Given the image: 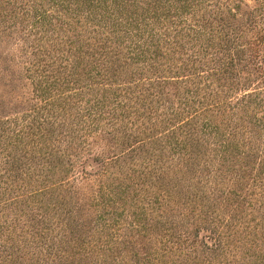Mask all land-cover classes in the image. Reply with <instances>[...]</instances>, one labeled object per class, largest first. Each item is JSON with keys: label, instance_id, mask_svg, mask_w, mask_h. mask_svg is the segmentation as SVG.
Masks as SVG:
<instances>
[{"label": "trees", "instance_id": "trees-1", "mask_svg": "<svg viewBox=\"0 0 264 264\" xmlns=\"http://www.w3.org/2000/svg\"><path fill=\"white\" fill-rule=\"evenodd\" d=\"M263 53L264 0H0V264H264Z\"/></svg>", "mask_w": 264, "mask_h": 264}, {"label": "rangeland", "instance_id": "rangeland-1", "mask_svg": "<svg viewBox=\"0 0 264 264\" xmlns=\"http://www.w3.org/2000/svg\"><path fill=\"white\" fill-rule=\"evenodd\" d=\"M263 58H264V53H263ZM15 83H17L15 86V88H16V90H17V93L16 94H21V93H24V92H20V89L22 88L21 87V84H20V81H17V82H15ZM22 83V82H21ZM24 83V82H23ZM27 84H28V82H27ZM27 88L29 89L30 87H29V84H28V86H27ZM23 90H25V88H23ZM30 94L28 93V96H29ZM5 98H8V96H6ZM33 102H35V100H33ZM24 105H25V103H24ZM89 164H86L85 165V169L88 171V173H90L91 174V176H87V178L86 179H84V180H82V183L84 184L83 186H85V188H88V186L89 185H91V188H94V186H95V184H96V182H97V180H95V178H97L96 176H94V172H96V171H98V169H99V165H97L96 163H94V162H88ZM90 187V186H89ZM243 249V248H242ZM241 249V246H240V244H239V246L237 247V257L236 258H240V260H241V255H243V257H242V259H244V260H247V255L245 254V253H242V252H240V251H243ZM247 253V252H246Z\"/></svg>", "mask_w": 264, "mask_h": 264}]
</instances>
